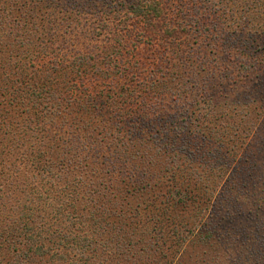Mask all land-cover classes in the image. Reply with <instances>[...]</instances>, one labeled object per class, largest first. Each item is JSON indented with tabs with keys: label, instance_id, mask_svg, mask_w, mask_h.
<instances>
[{
	"label": "rangeland",
	"instance_id": "1",
	"mask_svg": "<svg viewBox=\"0 0 264 264\" xmlns=\"http://www.w3.org/2000/svg\"><path fill=\"white\" fill-rule=\"evenodd\" d=\"M123 1L109 0L105 3L104 0H35L39 14L41 11H57L63 4L73 11L70 14V23L74 40L62 33L63 37L59 39H66L67 44L62 50L47 52L56 53L58 57L51 54V57H47L41 52L38 53L40 57L33 60V51L29 49L28 44L18 46L15 53H3L6 62L0 69V113L3 114L2 106L6 104L10 107L7 111L11 114L6 120L3 119V123L8 121L9 128L5 126L2 130L5 134L0 133L6 141L4 144H7L5 149L0 151V169H3L0 170V185L3 181L7 182L3 184V193L0 194V205L5 202L6 206H0V220L15 213H26L37 221L34 226L36 233L42 228H47V231L40 230L44 232L38 236V244L47 241L45 246L50 249V255L42 256L41 259L36 256V264H61L59 255L64 256L63 260L67 259L69 263L75 261L83 252L82 245L91 237L95 239L96 236L93 235L97 232L100 243L105 242L106 238L101 239L104 231L99 214L96 218H91L90 212L95 211V208L93 202L89 203L88 200L97 198L103 185L110 187L114 194H119L109 185V176L105 173L106 169L111 168L115 173L114 177L110 178L111 183L118 181V177H125V183L148 178L151 187L145 199L148 197V201H155L162 209L171 205V202L166 200L165 193L175 184L186 187L191 192L199 190L205 200V203L194 208L196 211L192 213L191 202L188 206L179 205L177 212L169 211L164 215L163 218H169L170 223L164 220L163 226L158 227L157 217L150 212L152 204L144 202L145 199L136 198L142 203L131 215L138 234L141 233L140 230L151 235L157 232L155 239L162 242L173 241L174 244L180 236L186 238L187 245L193 232L206 221L208 225L218 229L215 243L218 249L221 247V253H218L219 261H214L216 264H264V255L248 257L246 260L242 259L241 255L238 258L237 255L234 256L232 252L241 249V234H236L233 229L223 230L221 224L217 223V220L223 219L228 212L237 210L238 213L241 211L240 215L244 219L247 210H254L253 203L264 204V68L260 71L262 82L258 88L237 75L239 70L235 68L238 63L236 59L224 63L225 53L232 43H238L239 53L240 50L244 51L242 48L249 42H254L253 50L262 56L264 62V0H158L164 13L160 18L154 19L153 30L148 31L145 28L149 27L148 24L143 22L135 25L126 22L119 23L118 28L122 27L118 31L109 30L101 36L90 31L92 24L97 20L95 17L113 19L110 11L119 9H122L121 13H125V7L121 5ZM248 5L249 8H254L250 16L244 12ZM17 7L16 4V18L20 15V9L17 10ZM95 13L97 14L93 17ZM123 27L131 29L133 34L130 31L126 33ZM134 33H140L139 37L144 40L134 41L137 37ZM144 33H148L147 37H142ZM112 35H119L121 39L115 41ZM148 36L152 37L148 39ZM71 40L77 41V46L73 45ZM91 53L111 54L112 59L104 60V55L100 59L97 58L102 72L96 77L91 74L94 68H90L88 64L86 68L79 70V74L73 76V65L78 70L79 63H88ZM32 54L35 57L37 55ZM9 55L10 58H7ZM80 55L84 57L74 61L75 57ZM53 58H59L66 65L61 71L55 69V74H59V71L62 74L69 73L70 82L76 84L72 85L70 95L63 97L64 100L81 101L86 108L76 106L74 109L63 105L55 109L59 105L56 99H52L49 106L51 114L46 115L43 111L41 115L38 114L40 117L35 116L36 109L32 104H28V108L18 104L19 111L11 108L8 105L10 101L17 100L19 95L24 94L21 89L29 86L28 91L31 92L38 88L35 84L51 81L48 78L49 68L43 67L42 64H47V61ZM121 62L124 64L118 65ZM157 63H160V66ZM107 64L110 67H107ZM117 65L120 67L119 72H116ZM229 65L237 71L232 78L225 77L224 73V69ZM192 71L200 73L199 85L207 86L206 91L220 101L218 114L229 113L230 120L226 115L217 120H211V115L207 120L197 119L203 106H191L192 90L196 92L194 83L190 80ZM124 75L125 80L117 81ZM213 77L217 80L213 81ZM5 79L6 82L9 81L8 84H5ZM181 80L186 81L184 85ZM221 83L228 90L234 89L238 93L235 99L240 103H234L231 108L220 105L221 102L231 103L232 97L236 95L230 91V96L225 99L218 96ZM121 86L123 90L120 89ZM247 86L249 90H244ZM185 88L190 92L187 93L189 103H184L183 100L174 101L173 98L179 99L185 94ZM61 98L59 96V99ZM26 108L29 110L28 114L24 112ZM70 108L73 110L68 114ZM186 110L188 114H184ZM57 112L60 113L59 116L50 122L49 119ZM190 114L192 117L188 118ZM26 117H31L34 121L38 119L33 123L36 137L31 136L30 130H26L23 119ZM11 120L15 123L10 124ZM103 120L113 129L106 130ZM177 123L186 125L188 130H196L197 139L194 141L199 143L203 142L200 141L204 138L200 133L203 129L205 137L209 138L204 141V153H214L216 150L221 152L219 164L215 157L208 156L183 164L186 158L184 155L179 157L180 160L176 164L180 167H176L172 162L168 168V148L173 147L170 140L178 133L174 132L175 128H179ZM84 124L88 126L85 129ZM41 126L46 130L39 132ZM48 128H51V132H48ZM163 131L168 134V139ZM78 137L86 138L85 152L78 153V156L82 155L84 158L86 155L93 160L89 161L91 163L88 166L79 164L81 159L78 157L65 155L64 158L65 149L77 142ZM132 142L134 146H130ZM126 145L129 146L127 149L142 147L153 156L154 166L142 164L135 158L127 161L124 156L119 157L116 153L121 152L119 149L125 148ZM191 150H195L194 146ZM68 159L74 160V164ZM222 162L227 164L224 172L217 167ZM105 164L110 168H105ZM90 165L92 166L89 167ZM93 169L95 171L91 173ZM161 193L163 196H159ZM100 202H95V207H98ZM85 205L87 208H84ZM59 207L62 209L59 210ZM216 212L222 216L217 217L214 214ZM187 217L193 228H180L179 219ZM40 219L43 220L44 226ZM61 220L62 224L58 225ZM143 223L145 227L142 228ZM242 225L239 226L240 229ZM177 245H174L173 250H178ZM165 248L166 246L163 247ZM188 250L192 252L186 251L184 255L194 260L186 258L187 261L196 264L198 250L190 247ZM90 253L91 251L87 250L86 254ZM162 254H167V250ZM211 258L212 256L206 257L207 261H211ZM124 260V264H128L126 257ZM168 261L173 263L176 259L172 257V260L169 258ZM121 262L123 263L122 260Z\"/></svg>",
	"mask_w": 264,
	"mask_h": 264
},
{
	"label": "trees",
	"instance_id": "2",
	"mask_svg": "<svg viewBox=\"0 0 264 264\" xmlns=\"http://www.w3.org/2000/svg\"><path fill=\"white\" fill-rule=\"evenodd\" d=\"M109 0H104L105 3H107ZM114 1V0H112ZM18 5L17 10L20 9V15L19 17H14V6ZM37 3L35 0H0V69L4 62H6V59L4 58L3 53H15V49H17L18 46H26L28 44L29 49L32 50V53H37L36 57L31 53V59L35 60L39 58L38 53L43 52L47 57H51V55H54L55 57H58V54L56 53H47L48 50L52 51H59L63 49V46L67 44L64 39H59L62 36V33L64 35H68L72 40V34L74 33L73 27H71L70 19L71 15L73 13L72 10H70L67 5H62V8H58L57 11L50 10L48 12H40L41 14L37 13L38 7H36ZM121 5L125 7V13H121L122 9L110 11L111 14H113V19L110 18H97L95 24H92L93 28L90 31L95 32L97 36H101L104 33L109 32H116L118 29H120L122 26H119L120 24L128 23L129 25L132 23L133 25L137 23L143 22V24H148L149 27H145L148 31L153 30V22L154 19L160 18V16H163L164 11L161 8V3L158 0H124ZM250 5L246 9H244V12L247 13L249 16L251 13L254 12V8H249ZM224 8V7H223ZM16 10V11H17ZM226 10H223V14H225ZM232 12V11H231ZM98 13V12H97ZM93 14V17L96 16V14ZM123 16H125L123 19H121ZM225 16V15H224ZM219 18V17H217ZM120 20V21H118ZM218 22V21H216ZM257 26V23H255ZM70 28V30H69ZM125 29V32L128 31L132 32L131 29H128L127 27H123ZM122 28V29H123ZM114 34V33H113ZM137 35V37L134 39V41H143V38H140V33H134ZM148 33H144L142 37H147ZM65 37V36H64ZM114 37V40L116 41L118 38L121 39L119 35H112ZM152 36H148V39H150ZM73 45H76L75 42L72 41ZM173 43V42H172ZM238 43L234 44L232 43L231 46H229L228 52L225 53L226 56L224 57V63L226 61L233 62L235 59L238 61L235 68L239 70L237 75L239 77H244V80L247 82H252L254 86H257L259 88L260 82H262L261 74L262 68H264V62L262 61V56L258 55L253 49L255 47L254 42H249L244 45L242 48L244 51L239 50ZM258 48V45H256ZM8 48V49H7ZM263 47H261V50ZM257 51V50H256ZM51 54V55H50ZM92 56L88 57V63L85 61L79 63L78 70L74 68V65L72 63H68L70 65H73V76L79 74V70L83 69V67H87L88 65L91 66L90 68H94L93 71H91L92 75L96 77L100 72H102L101 65H98V60L104 55V53H94L90 54ZM240 55V57L238 56ZM11 55L7 56V58H10ZM30 56V54L28 55ZM6 57V56H5ZM84 55L76 56L74 61H78L79 59L83 58ZM99 57V59H97ZM236 57V58H235ZM104 60L112 59L111 54L110 55H104ZM161 61V58L159 59ZM93 61V62H91ZM61 64V65H60ZM88 64V65H87ZM124 64V63H123ZM122 62L118 63V65H123ZM160 66V63H157ZM236 64V62H234ZM58 65V66H57ZM117 65L115 68H117L116 72H119L120 67ZM43 67L49 68L50 74L48 75V78H50V82L44 81V84L38 83L35 84L38 86V90H32L29 92L28 88L29 86H26V89L24 90V94L22 96H18L19 99H13L8 104L11 106V108H18V104L25 105L28 108V104H32L33 108L36 109L35 116L40 117V113L45 111V114H51V111L49 109V106L51 104L52 99H56L58 104L55 109H58L65 105V107L70 106L74 109H76V106L79 108H84L83 102L81 101H65L63 97H68L70 95V90L72 89V85L74 83L70 82L69 80V73H60L61 69H65L64 61L60 60L59 58L50 59L47 61V64H42ZM107 67H110L109 64L106 65ZM235 68H231L227 66L224 69L225 77H233V74H236ZM55 69H59V74H55ZM159 69V67H158ZM233 69V70H232ZM90 72V71H89ZM76 73V74H74ZM81 73V72H80ZM55 74V75H54ZM200 73H196L192 71V74H190V80L194 83V88L196 90H192V101L191 106L193 108L196 107L197 104L202 105L200 116L197 119L200 120H207L210 116L211 120L213 119H220L221 117L226 115L227 119H231V114L229 113H220L217 112L219 110V102L217 98H215L210 92L206 91V87H202L199 84V79L201 78ZM127 75V74H126ZM120 76L117 81H123L125 80V76ZM192 75V76H191ZM200 77V78H199ZM6 78H8L6 76ZM129 78V77H128ZM213 81H216L217 79L213 77ZM218 78V77H217ZM220 78V77H219ZM7 79H5L6 82ZM16 82V81H15ZM126 82V81H124ZM181 82H186L185 80H181ZM6 82L5 84H8ZM122 83V82H121ZM85 84V81H84ZM222 84V83H221ZM236 84V83H232ZM54 85V87H53ZM76 85V84H75ZM74 85V86H75ZM48 87V88H46ZM21 88V87H20ZM249 86L245 87L244 90H249ZM256 88V87H254ZM121 90H123V87H120ZM186 89V88H185ZM185 91V94L181 95L179 99H174V101L183 100L184 103H189L187 101V93H190L188 91V88ZM230 91L235 94L236 92L234 89L228 90L227 88L220 86V89L218 90V96H221V98L225 99L227 96H230ZM232 97V102L225 104L220 103L222 106H227V108H231L233 104H237L239 102L235 99V96ZM59 96L62 98L59 99ZM241 96V95H240ZM23 97H27L28 99H25ZM139 98V96H136ZM245 98L248 99L246 96ZM28 101L27 103L25 102ZM186 101V102H185ZM204 101V102H202ZM65 102V103H63ZM240 103V102H239ZM73 105V106H72ZM179 106V105H178ZM216 107V108H215ZM217 107H219L217 109ZM6 104L2 106V113H0V133H3L2 130H4L5 126L9 128V123H3V119H7L11 113L7 111ZM26 108V112L28 114V111ZM72 108L69 109L68 114L73 110ZM86 108V107H85ZM18 110V109H17ZM19 111V110H18ZM23 112V113H24ZM61 113V111H59ZM59 112L53 114L54 116L52 119H49V121L55 120L56 117L59 116ZM178 112V111H177ZM181 115L182 112L180 111ZM39 114V115H38ZM184 114H188V111H184ZM13 116V115H12ZM176 117V116H175ZM188 118L192 117V114L187 116ZM25 124L26 130H30L31 136L36 137L35 135V127L33 126L34 119H31V117L23 118ZM3 123V124H2ZM15 123V121L11 120L10 124ZM104 126H106V130L109 128L110 130L113 129L112 127H109L107 125V121L103 120ZM174 124V122H172ZM186 124V122H185ZM179 128H175L174 132H177L173 138H171V143L173 147L168 148L169 149V160L170 164H167V167L171 165L172 162H174L176 167H180L176 164H178V160H180L181 156H186L185 162H193L198 159H203L206 156L208 157H215L216 162L219 164V161L221 160V152H211L208 151L207 153H204V141L208 138L205 137V133L203 129H199L200 133L204 136L203 139L200 141H203L202 143H199V141H194L197 139L195 137L196 130H188V127L186 125H180V123H177ZM87 124H84V129L86 128ZM88 127V126H87ZM163 127V126H162ZM46 130L45 127H40L39 132H42ZM141 130V129H140ZM48 132H51V128H48ZM47 132V133H48ZM111 132V131H110ZM140 132V131H139ZM139 132L137 134V137L139 136ZM165 131H163L164 133ZM5 133H3L4 135ZM194 134V135H193ZM55 137V136H54ZM166 139L169 138L168 134L165 132ZM194 137V138H193ZM79 140L75 142L74 144H71L70 147L66 148L65 155H69L70 157H78L81 159L79 164L87 165L93 162V160H90L86 155L83 158L82 155L78 156V153L85 152V140L86 138L78 137ZM209 139V138H208ZM6 141L1 137L0 135V151L2 152L5 147L7 146ZM143 142V141H142ZM65 143V142H64ZM67 143V142H66ZM168 145L167 143H165ZM134 142L130 144V146H134ZM42 146V145H41ZM194 146V151L191 150V148ZM129 146H125V148H120L121 152L116 153L119 157L124 156L125 160L136 159V161H139L142 164H148V166H154V158L151 156L147 151L143 150L142 147H138L136 149H127ZM201 148V149H200ZM53 149V148H52ZM51 150V149H50ZM64 150V149H63ZM159 149H157V152ZM189 150V152H188ZM188 154H187V153ZM166 153V152H165ZM117 156V159H118ZM167 156V154H166ZM180 157V158H179ZM212 159V158H211ZM47 160V159H45ZM70 163L74 164V160L68 159ZM86 161V162H84ZM89 161H91L89 163ZM64 162V161H63ZM225 162V161H224ZM46 163V161H45ZM90 165L89 167H91ZM105 168L109 167L108 165H103ZM174 166V165H173ZM113 167L116 168V165L113 164ZM220 170H223L227 168V164H222L217 166ZM110 168V167H109ZM169 168V167H168ZM3 170V169H0ZM95 169L90 171L91 173L94 172ZM106 176H109L108 182L109 185L113 187L114 190L118 191L119 194H114L112 189L110 187L103 185L102 192H98L97 198L95 197L92 199V201H89V203L93 202V206L95 208V211H91L90 215L91 218H96V216L99 214L100 217V224L102 230L104 231L101 234V239H104V244L100 243V239H98L99 232H97L95 235V239L91 237L88 239L83 245H82V254L80 257H77L75 261H64L63 257L59 255V262L61 264H124L126 257L128 264H190L191 260H194L193 258L188 259L184 253L186 251H189V247L193 248L194 250H198L197 258L195 260L196 264H216L214 261H219L218 253H221L220 248L218 249L217 244V228H214L212 225H208L205 221L202 225H199L197 227V230L193 232L192 239L190 242L186 245V238L178 237L176 244L172 243L173 241L168 242H162L158 241L157 238V232L156 233H146L145 231H141L140 234H138V229L134 227L132 215L131 213L135 210V208H138V206L141 205V201L138 202L136 198H139V200L145 199L147 193L149 192L148 189H150L151 185L148 182V178L139 180V181H133L131 183H125V177H118V181H115L114 183H111L110 178H113L115 173L110 168V170H105ZM7 183L3 181L0 185V194L3 192V184ZM122 185V186H121ZM2 186V187H1ZM20 187V185H17ZM168 189V192L165 193L166 200L171 202V205H168L166 209H162L160 206L156 205V202L150 200L148 201V197L144 200V202H147L151 205V210L155 217H157V223L158 227L163 226V221L170 223L169 218H163L164 215L171 211V212H177L179 209V205L186 206L187 204L192 203L193 208L190 210V212H195L194 208H197L198 206H202L205 203V200L202 199L201 196L202 193L198 192L199 190H195L194 192H191L186 187H180V185H171ZM204 188V187H203ZM204 192L206 189L204 188ZM184 193V194H183ZM159 192H157V195ZM115 196H117L115 198ZM159 196H163V193H161ZM73 198V197H72ZM91 198V197H90ZM199 199V200H198ZM3 199H1L2 201ZM22 201V200H18ZM100 202L98 207H95V202ZM4 202V201H3ZM254 210H247V213L244 214V219L241 217V211L238 213L239 210L228 212L227 215L223 217L221 220H217V223L221 224V228L223 230L226 229H233L236 234H241V249L234 250L232 253L237 255V258L241 255V258L246 260L248 257L256 258L257 255L260 254V256L263 257L264 255V204L260 205L258 203H253ZM252 205V206H253ZM0 206H5V202L2 203ZM90 205L88 204V207ZM188 206V205H187ZM11 207V205H10ZM84 208H87L85 205ZM185 208V207H184ZM183 208V209H184ZM188 208V207H187ZM62 207H59V210H61ZM240 209V208H239ZM148 210V209H147ZM183 213V212H182ZM185 213V212H184ZM202 214V213H201ZM217 215V217H221L222 214L219 212L214 213ZM103 217V218H102ZM179 219V218H177ZM37 221L31 219V215L26 213H15L13 215H9L6 217H3L0 220V264H36L35 258L38 256L40 259L42 256L50 255V249L45 246L46 242L42 244L40 243V237L41 234L44 231H47V228H42L39 233H36L34 226L36 225ZM40 223L42 226L45 224L43 223V220ZM192 222L188 220L187 218L179 219V227L180 228H193V225H191ZM62 224V220L59 221L58 225ZM102 224L103 227H102ZM201 224V223H200ZM241 226V229L239 226ZM136 225V224H135ZM145 227L144 223L142 228ZM137 231V232H136ZM194 231V230H193ZM252 237H251V236ZM153 236V237H152ZM155 237V238H154ZM170 238V237H168ZM167 238V239H168ZM185 243V244H184ZM178 244V245H177ZM184 244V245H183ZM189 244V245H188ZM174 245H177L178 250H173ZM166 246L167 254L163 255L162 252H164L165 249L163 247ZM168 246V247H167ZM188 247V248H187ZM240 248V247H239ZM182 249V250H181ZM88 251H91L90 255L86 254ZM181 252V253H179ZM192 252V251H189ZM196 251H194L195 253ZM161 254V255H159ZM53 256V255H51ZM212 256L211 261H207L206 257L209 258ZM172 257H175L176 261H168L170 258L172 260ZM190 257V255H189ZM190 261H187V259ZM186 259V260H185ZM123 261V263L121 262ZM148 262L147 261H150ZM165 262V263H164ZM212 262V263H211Z\"/></svg>",
	"mask_w": 264,
	"mask_h": 264
}]
</instances>
